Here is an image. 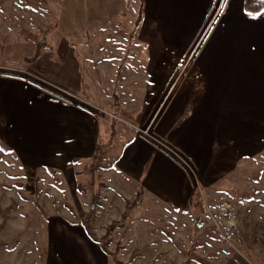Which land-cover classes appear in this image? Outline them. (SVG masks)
I'll list each match as a JSON object with an SVG mask.
<instances>
[{
    "label": "rangeland",
    "instance_id": "1",
    "mask_svg": "<svg viewBox=\"0 0 264 264\" xmlns=\"http://www.w3.org/2000/svg\"><path fill=\"white\" fill-rule=\"evenodd\" d=\"M143 1L0 0V75L24 78L76 104L89 100L102 125L100 155L74 160L64 171L22 165L0 137V264L70 258L80 264H264V141L252 149L245 146L253 139L242 140L244 147L238 140L156 141L151 133L174 112L173 96L165 106L172 90L157 112L160 100L119 83L114 57L134 65L130 52L146 54L139 36ZM226 1L217 0L220 10ZM143 106L144 123H138ZM135 131L177 155L193 190L186 207L173 208L147 191L135 197L120 191L112 169ZM91 213L108 253L80 247L81 221Z\"/></svg>",
    "mask_w": 264,
    "mask_h": 264
},
{
    "label": "crops",
    "instance_id": "2",
    "mask_svg": "<svg viewBox=\"0 0 264 264\" xmlns=\"http://www.w3.org/2000/svg\"><path fill=\"white\" fill-rule=\"evenodd\" d=\"M247 1L228 0L221 10L217 0L143 1L141 12H146V21L139 23V36L148 54L129 53L128 58L139 67L123 64L116 57L113 60L117 69L124 65L121 86L129 90L128 85H132L149 94L150 100H160L157 112L172 90L165 106L173 96L174 112H168L164 127L151 133V138L253 139L255 143L245 146L247 149L256 141H264V10L255 15L247 13ZM204 27L203 36L195 42ZM139 60L143 63L136 62ZM99 67L104 69L103 64ZM103 69H99L101 76ZM94 107L89 100L79 99L77 104L63 101L24 78L0 75V137L26 167L44 165L64 171L72 169L74 160H92L102 135ZM140 114L137 122L144 123V106ZM243 141L239 145L243 146ZM180 147L189 151L188 145ZM259 150H253L254 154ZM179 163L167 147L158 148L137 131L119 153L112 171L120 191L130 192V197L140 192L144 196L147 191L181 209L189 203L193 190ZM84 233L80 247H100ZM61 244L55 242L56 247H64ZM80 263L71 258L59 262Z\"/></svg>",
    "mask_w": 264,
    "mask_h": 264
},
{
    "label": "trees",
    "instance_id": "3",
    "mask_svg": "<svg viewBox=\"0 0 264 264\" xmlns=\"http://www.w3.org/2000/svg\"><path fill=\"white\" fill-rule=\"evenodd\" d=\"M245 10H246L247 13H250V14H253V15L261 13L264 10V0H257V1L248 0L246 2V5H245ZM122 66H123V64L118 67V74L122 72ZM118 74H117V76H118ZM38 88H41L43 91H45L46 93L52 95L53 97H56V98H58L60 100L68 102V100L66 98H64L63 96H61V95H59V94H57V93H55V92H53L51 90H48V89H45V88L39 87V86H38ZM158 148H160V147L158 146ZM8 150L11 151L10 149H8ZM101 151H102V149H101V145L99 143L98 149H97V152H96V156H99ZM128 209H129V205L127 204L126 207H125L123 216H122V221L124 223L127 220L126 216H127V213H128ZM93 216H94V213H91L90 215H88L87 218H85V219H83L81 221V224H82L87 236L92 241H94L95 243L99 244L101 249L103 250V252L108 253V251L106 249V247H107V237L106 236L105 237H98L95 234L94 225H93ZM105 238H106V240H105ZM117 262H118V264H120L119 261H117Z\"/></svg>",
    "mask_w": 264,
    "mask_h": 264
}]
</instances>
